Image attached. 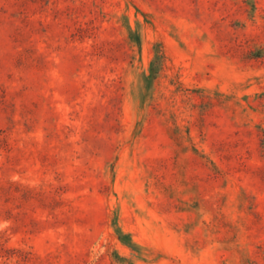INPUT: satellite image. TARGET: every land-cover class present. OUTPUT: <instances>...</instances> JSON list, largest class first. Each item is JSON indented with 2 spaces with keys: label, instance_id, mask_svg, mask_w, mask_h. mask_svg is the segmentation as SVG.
Listing matches in <instances>:
<instances>
[{
  "label": "rangeland",
  "instance_id": "374dc122",
  "mask_svg": "<svg viewBox=\"0 0 264 264\" xmlns=\"http://www.w3.org/2000/svg\"><path fill=\"white\" fill-rule=\"evenodd\" d=\"M0 264H264V0H0Z\"/></svg>",
  "mask_w": 264,
  "mask_h": 264
},
{
  "label": "trees",
  "instance_id": "16d2710c",
  "mask_svg": "<svg viewBox=\"0 0 264 264\" xmlns=\"http://www.w3.org/2000/svg\"><path fill=\"white\" fill-rule=\"evenodd\" d=\"M128 30H129V36H131V35H133L134 34V30H132L131 28H129L128 27ZM154 61V60H153ZM153 61H151L150 62V65H149V70H148V74L147 75H145V78H146V80H148V81H150V80H152L153 78H155V74H156V68H155V66H154V62ZM126 236H128L126 233L124 234V233H119L118 234V238H119V240H120V242L121 243H123V244H130V243H128L127 241H125V237Z\"/></svg>",
  "mask_w": 264,
  "mask_h": 264
}]
</instances>
